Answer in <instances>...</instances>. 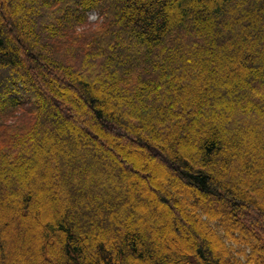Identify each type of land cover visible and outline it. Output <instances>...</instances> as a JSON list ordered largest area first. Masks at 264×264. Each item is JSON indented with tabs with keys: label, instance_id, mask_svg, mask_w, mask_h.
<instances>
[{
	"label": "trees",
	"instance_id": "16d2710c",
	"mask_svg": "<svg viewBox=\"0 0 264 264\" xmlns=\"http://www.w3.org/2000/svg\"><path fill=\"white\" fill-rule=\"evenodd\" d=\"M1 138L0 264H264V0H0Z\"/></svg>",
	"mask_w": 264,
	"mask_h": 264
},
{
	"label": "rangeland",
	"instance_id": "374dc122",
	"mask_svg": "<svg viewBox=\"0 0 264 264\" xmlns=\"http://www.w3.org/2000/svg\"><path fill=\"white\" fill-rule=\"evenodd\" d=\"M98 17H99V13H98V12H92V13L90 14V22H94ZM25 107H26V109L31 108V107L28 106L27 104H25ZM9 123H10V121H9V120H6V123H5V124H7V126H9ZM22 123L24 124V123H26V121L23 120ZM9 143H10V142H8V140L6 141V139H5V140H3L2 138L0 139V146L5 147V146L9 145Z\"/></svg>",
	"mask_w": 264,
	"mask_h": 264
}]
</instances>
